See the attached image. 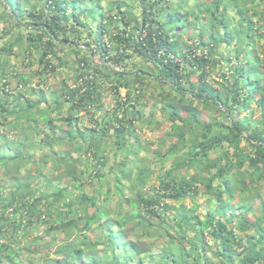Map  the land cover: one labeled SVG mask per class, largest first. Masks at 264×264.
<instances>
[{"label":"trees","instance_id":"trees-1","mask_svg":"<svg viewBox=\"0 0 264 264\" xmlns=\"http://www.w3.org/2000/svg\"><path fill=\"white\" fill-rule=\"evenodd\" d=\"M102 1L0 0V38L26 28L14 44L27 68L36 60L12 85V44L0 47V264H143L155 246L160 264H264V0H136L140 20ZM188 28L200 31L185 43ZM63 68V101L49 106L28 85ZM152 88L162 116L140 117ZM106 89L116 109L99 121ZM158 120L167 129L147 161L136 128Z\"/></svg>","mask_w":264,"mask_h":264},{"label":"rangeland","instance_id":"rangeland-1","mask_svg":"<svg viewBox=\"0 0 264 264\" xmlns=\"http://www.w3.org/2000/svg\"><path fill=\"white\" fill-rule=\"evenodd\" d=\"M107 0H103L102 1V5L104 4V2ZM127 5H129L130 7V12L133 15V17L138 18L140 20L141 18V8L137 5V1L136 0H124ZM133 1V2H132ZM1 10V9H0ZM227 18L230 19V23L228 25V30L236 24V19L233 17V14L231 13L230 10H227ZM200 23H203V21H199ZM198 24L199 27H201V24ZM1 29V26H0ZM27 29L26 28H18V30H16V28H13V34L11 36H5L3 38H0V47L4 46L6 43H10L12 44V53H4L2 52L1 54L3 56L6 57V55L8 54V60L10 61V66L8 68H4V70H9L8 74H7V80L10 84H14L18 74L20 73H27L28 71H30V69H34L36 66V60L33 61V65L32 67H26L23 64V60L25 61V54L24 52H18V47L14 44V39L16 38V31H18L19 33H23V37L26 36L27 32H25ZM200 30H192L191 28H188L185 30L184 32V36L181 38L183 40V42L185 43H189L192 40H194V38H196V33L199 32ZM207 34L205 33L203 34L202 37V41L207 43ZM192 37V38H189ZM83 38L85 40H92L93 37L91 36H87L85 35V33L83 34ZM191 39V40H190ZM172 41V40H171ZM24 43H22L23 45ZM262 44V43H261ZM264 44V43H263ZM91 46H93V43L91 44ZM230 48L223 46L222 50H229ZM215 53V52H214ZM88 57H90L92 59V62L96 65H99V63L101 62L99 55H88ZM218 58L223 57V55H221L220 57L217 56ZM231 58H233L231 56ZM25 63V62H24ZM223 64L225 65V67H228V65L223 62ZM129 68V67H128ZM216 68V67H215ZM209 73V77L207 78L208 81L213 80L214 78H216V74H217V68ZM60 71V72H59ZM129 71V70H128ZM48 75L43 73L41 75H37L35 78H33V80L31 81V84L28 85V88L30 89H34L36 95L37 92H41L43 93V95L46 98H49L50 96V101H48L49 106L52 105V103L57 102V103H62V95H61V91L59 90L60 84L62 81H64L65 78L67 77V73L65 68H63L62 70H58L56 71V75L53 78H48ZM44 80V81H41ZM70 81H72V79H69ZM218 81H220L219 79H216ZM6 81V79H5ZM54 81V82H53ZM69 81V82H70ZM40 82V84L38 86H36L38 83ZM56 83V85L54 84ZM67 84H69L68 82H66ZM158 90L156 88H152V89H147L145 92V97L141 98V102L143 103V106H137L136 109H138L137 113L140 117H148L150 115L155 116L156 118H160L162 115L159 114V104L155 103V101L157 100V98H159V96H157ZM28 94V92H27ZM35 95V94H34ZM35 96H30L27 95L26 98L29 100H33V101H37V97ZM125 96V90L124 89H120L119 90V97L123 98ZM47 105L43 102L40 103V107H44L46 108V112L49 113V115L51 117H54L56 115V112L51 111L50 108L46 107ZM94 110H95V117L99 120L102 121L104 118H107L109 120H111L113 118V113L115 112V99L113 97L112 91L110 89H106L103 93H102V97L100 99V102L96 105L93 106ZM64 109H66V107H64ZM93 110V109H92ZM121 114H118V117H120ZM84 117V118H82ZM76 119L77 122L79 124L78 129L80 132H83L84 128L89 127L88 125V121L87 118L85 117L84 112H80L76 115ZM106 121V120H105ZM40 125H41V129L44 130L46 133H48L49 131L47 130V127L45 125V121H40ZM167 129V124H164L162 122H160V120L156 121V123L153 126H146L145 124H139L137 125V132L141 138V142L142 145L146 148H148V150L150 152H148V154L146 155V159L147 161L152 160V154L151 151H153L154 149H156V147L160 146V143L158 141L159 138L164 137V132H166ZM42 137V134L39 133V135H35L32 136V138L34 140H39ZM151 142H154L153 144H151ZM46 149H44L45 151ZM162 150H164L162 148ZM41 150L36 152V154H40ZM143 154V151L139 152V156H141ZM112 163V158L109 160V164L108 166ZM108 166H105L102 169V173L105 175V177L102 179V181L99 183L100 180H97L96 183L101 184V186L103 187V189H107L110 186H113L114 183V179H115V175L112 173H109V168ZM157 170V169H156ZM52 175V174H50ZM5 183V181H4ZM97 185V184H96ZM96 185H88L85 188V191H83V195L84 196H88L92 193V188H95ZM3 186V185H2ZM154 187H157V182L155 180H153L152 178L146 182H144V188L145 189H153ZM199 203H201L200 201H198ZM197 202V203H198ZM185 205L189 206V202L186 200L183 202ZM115 205L116 207H118V202H107L106 206H112ZM94 209V207H93ZM199 212V211H198ZM203 215V214H202ZM201 215V217H202ZM114 217V213H111L108 218H106L105 220L111 219ZM102 222V221H101ZM236 225V224H234ZM90 228H94V225H92ZM101 229L99 228L98 230L95 231V233L98 235L99 231ZM103 231V230H102ZM104 233V232H102ZM88 235V234H86ZM25 242H28V240L26 239ZM161 251V246H155V248L152 250V257H148L146 256L142 263L143 264H160L159 262V256L158 253ZM167 260V259H166Z\"/></svg>","mask_w":264,"mask_h":264},{"label":"clouds","instance_id":"clouds-1","mask_svg":"<svg viewBox=\"0 0 264 264\" xmlns=\"http://www.w3.org/2000/svg\"><path fill=\"white\" fill-rule=\"evenodd\" d=\"M0 180H1V179H0ZM2 185L4 186V184H0V187H1ZM1 243H2V241H0V244H1Z\"/></svg>","mask_w":264,"mask_h":264}]
</instances>
